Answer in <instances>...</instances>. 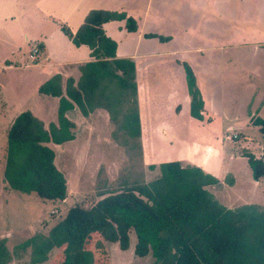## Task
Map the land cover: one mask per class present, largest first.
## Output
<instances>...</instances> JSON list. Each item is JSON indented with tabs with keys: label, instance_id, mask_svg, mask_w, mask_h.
Returning a JSON list of instances; mask_svg holds the SVG:
<instances>
[{
	"label": "crops",
	"instance_id": "0c3cea01",
	"mask_svg": "<svg viewBox=\"0 0 264 264\" xmlns=\"http://www.w3.org/2000/svg\"><path fill=\"white\" fill-rule=\"evenodd\" d=\"M33 1L40 28L36 27L37 29L29 31L25 21L19 22L17 17L16 21L19 24L16 23V27L7 26L5 19L0 22L1 72L31 69L37 77L35 82L37 91L41 84L58 74L61 77L62 93L65 94L66 80L71 79L75 86L84 64L95 58L91 55L88 45L74 44L63 32L62 26L66 25L75 32L84 22L87 13L93 9L125 12L127 16L136 20V30H127L125 19L105 21L102 23V29L105 35L116 43L115 56L129 58L134 62L135 98L140 128L138 139L144 165L179 161L182 165L200 167L218 180L217 183L208 185L207 189L221 204L230 209L249 204L242 202L244 199L236 203L231 197L232 187L223 184L225 168L219 161L220 156L217 154L219 151L214 152V145L220 144L222 140L218 134H221L220 129L223 126L219 119L223 115L224 87H231L232 92L239 97L245 88H252L254 99L252 95L245 102L242 99L238 100L240 104L236 107L237 111L243 110L244 115L242 118H235L230 126L233 132L231 138L239 142L249 141V148H252L251 144L256 146L253 155L264 159V152L262 157L257 150L259 145L264 148V133L256 123L258 119H264V58H257L264 55V0H230L233 5L229 13L225 8H221L224 0ZM16 30L20 31L17 39L13 38ZM146 34L155 36L146 37ZM29 40L33 42L30 43ZM245 44L250 45L249 51L252 54L249 66L258 63V72L253 74L257 69H250L244 79L241 77L247 83V87L243 84L238 87L240 74L237 72L241 67L239 65L240 69L238 68L237 58L230 57L229 53L237 46L242 48ZM2 48L5 53L2 52ZM183 63L191 67L203 100L201 119L190 114L191 99ZM227 72L229 76L224 79ZM251 78L255 81L253 84ZM238 88L239 91L236 93ZM43 96L53 101L52 112L55 117L51 118L49 114L46 119L41 114L37 116L39 112L33 106L25 109L27 107L18 105L13 111L14 118L21 111L29 110L43 121L45 127L51 122L57 124L59 97L49 94ZM243 102L246 107L243 106ZM110 113L108 108L95 106L84 115L74 104L65 111V116L73 124L70 128L72 137L61 144H76L75 146L83 147L88 145L86 139L93 136L99 141L106 139L104 141L110 142L112 136L120 133V131L112 133L115 124ZM94 116L111 124L108 138L95 133ZM241 126L247 130L236 131L235 128ZM254 131H258L260 137L253 133ZM3 144L6 148V139ZM48 145L54 150L59 146L53 142H49ZM4 153L5 149L1 154L3 161ZM243 156L246 157V154L243 153ZM2 174L3 167L0 180L4 185ZM231 177L229 184L235 181L234 175ZM257 180L254 179L253 183H257ZM255 203L259 204L262 201L258 200ZM10 232L1 229L0 237H8ZM130 236L134 242L132 237L135 236L134 233L130 232ZM17 258L14 257L11 264Z\"/></svg>",
	"mask_w": 264,
	"mask_h": 264
},
{
	"label": "trees",
	"instance_id": "16d2710c",
	"mask_svg": "<svg viewBox=\"0 0 264 264\" xmlns=\"http://www.w3.org/2000/svg\"><path fill=\"white\" fill-rule=\"evenodd\" d=\"M110 19H125L129 31L137 28L135 19L125 12L103 9L90 10L75 32L62 26L74 44L90 47L95 60L84 64L75 86L71 79L66 80L65 94L58 74L40 85V92L59 97L57 124L51 122L45 127L29 110L15 116L6 131L4 190L35 193L42 199H65L66 178L55 163L54 148L48 145L71 139L73 124L65 111L76 104L84 115L95 106L111 112L116 99L114 93L106 96L111 83L136 95L133 60L117 58L115 41L102 29V23ZM151 36L155 35L146 34ZM183 67L191 99L190 114L201 119L200 91L191 67L187 63ZM134 107L135 111L124 114L121 129L138 137L136 100ZM256 123L264 133V119ZM246 156L253 178L263 177L264 159ZM148 168L156 169L152 179L101 194L90 206L75 203L46 231L37 230L11 247L7 237H0V264H11L27 249L30 264L45 262L54 249H60L57 264H104L94 259L90 250L93 234L116 242L121 250L133 247L134 255L151 258L150 264H264V207H225L207 189L218 180L200 167L166 161ZM130 232L135 235L132 244Z\"/></svg>",
	"mask_w": 264,
	"mask_h": 264
},
{
	"label": "rangeland",
	"instance_id": "374dc122",
	"mask_svg": "<svg viewBox=\"0 0 264 264\" xmlns=\"http://www.w3.org/2000/svg\"><path fill=\"white\" fill-rule=\"evenodd\" d=\"M224 1L223 5L221 3V8H225L227 13H229L233 2L230 0ZM36 10L33 0H0V22L5 19L6 25L12 28L17 26L16 23L19 24V22L25 21L26 28L29 31H33L40 28ZM16 17L19 22L16 21ZM192 33L195 34L193 31ZM19 34L20 31L16 30L13 38L17 39ZM29 41L30 43L33 42V40ZM249 46L248 44H245L242 48L237 46L235 50H231V53H229L230 57L237 58L238 68L240 69L241 67V70L237 72V74H240V80L237 83L238 87L242 84L247 87V83L243 79L246 77L245 75L249 74L248 71L250 69H257V71H253V74L258 72V63L253 64V66L251 64L252 67L249 66V58H252ZM2 52L5 53L3 48ZM257 58H264V55H260ZM228 76L229 73L227 72L224 75V79ZM242 76L243 79H241ZM36 78L35 73L31 69H11L6 71V73L0 71V177L3 167L1 154L5 149L3 144L6 139L5 132L14 118L13 111L16 110V107L22 105L27 107L25 109H29L33 106L39 112V114H36L37 116L41 114L47 119L50 114L51 118L55 117L52 112L53 101L43 96L46 93L38 90L39 93L35 88ZM252 79L251 84L255 82ZM237 91H239V88L236 93ZM253 92L252 88L249 89L247 87L239 97L232 92L231 87H224L223 115L219 119L221 126H223L220 129L221 134H218L222 137V140L220 144L214 145V152L219 151L217 153L220 156L219 161L222 167L225 168L223 171L225 176L223 175L222 178L223 184L232 187V199L236 203L244 199L242 202H247L257 207H264L262 205L264 204V176L259 178L257 183L254 184L248 158L243 156V153L247 155L248 152H252L251 154L253 155V152H256V146L251 144L250 147L252 148H249V141L243 140V142H239V140L232 139L231 135L233 132L230 128L235 118H242L244 115L243 110L237 111L236 107L240 104L238 100L242 99L245 102L253 95ZM113 93L116 94V99L113 101L110 113L115 124L112 133L120 131L119 134L112 136L110 142L104 141L106 139L99 141L93 136L86 139L88 145L86 144L83 147L67 143L55 147V163L63 172L67 183L65 199H42L35 193L4 190L0 180V230L11 231L7 235V245L11 246L16 242L19 243L37 230L46 231L47 227L52 226L75 203L90 206L101 197V194L106 195L107 193L132 188L134 185L144 183L157 175L156 169L151 170L148 165H144L142 148L138 137L131 136L121 129L124 114H129L130 110L135 111V96L130 90H119L114 83H111L106 89V96ZM244 102L243 106L246 107ZM93 120L95 133L103 138H108L110 128H112L111 124L99 120L98 116H94ZM129 129H132L130 125ZM235 129L238 132L247 130L243 126ZM253 133L260 137L258 131ZM245 137L247 138V136ZM259 137L257 138L259 139ZM214 140L216 141L215 138ZM242 143L247 145H242ZM247 148H249V151ZM257 150L260 155L264 152V148L260 145L257 146ZM253 156L256 157L255 155ZM232 175H234L235 181L229 184L232 180ZM217 193L220 196V193ZM258 200H261L262 203H255ZM52 210L56 211L52 212ZM46 220H48L49 225L45 223ZM132 237L134 238V236ZM89 247L93 252L94 259H99L104 264H150L152 260L151 258L137 257L134 255L133 247L130 248V246L125 251L121 250L116 242L105 241L98 234L92 235ZM59 250H52L48 259L40 264H57L60 254ZM19 257L21 258H17L13 264H30L28 261L29 249L23 251Z\"/></svg>",
	"mask_w": 264,
	"mask_h": 264
},
{
	"label": "built area",
	"instance_id": "2783aa9c",
	"mask_svg": "<svg viewBox=\"0 0 264 264\" xmlns=\"http://www.w3.org/2000/svg\"><path fill=\"white\" fill-rule=\"evenodd\" d=\"M35 51V50H34Z\"/></svg>",
	"mask_w": 264,
	"mask_h": 264
}]
</instances>
